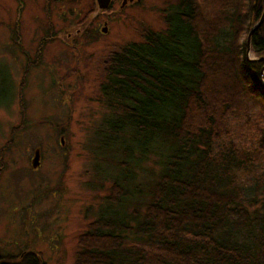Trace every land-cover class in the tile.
<instances>
[{
    "label": "trees",
    "instance_id": "16d2710c",
    "mask_svg": "<svg viewBox=\"0 0 264 264\" xmlns=\"http://www.w3.org/2000/svg\"><path fill=\"white\" fill-rule=\"evenodd\" d=\"M263 9L264 0H169L163 27L110 53L92 183L106 181L107 191L74 264H264V162L249 174L258 160L215 129L206 88L211 68L213 78L230 70L235 84L261 100L247 122L264 154V59L248 58L247 35L240 38ZM250 51L264 55V20L250 35ZM0 73L1 99L13 89L6 69ZM193 109L208 121H187ZM0 264L45 261L23 246L0 253Z\"/></svg>",
    "mask_w": 264,
    "mask_h": 264
},
{
    "label": "rangeland",
    "instance_id": "374dc122",
    "mask_svg": "<svg viewBox=\"0 0 264 264\" xmlns=\"http://www.w3.org/2000/svg\"><path fill=\"white\" fill-rule=\"evenodd\" d=\"M168 1L110 0L99 7L96 0H0V69L13 89L0 99V253L25 246L45 264H74L108 185L92 184L98 182L93 148L107 110L100 92L105 65L125 42L164 26ZM246 35L242 29L241 40ZM213 68L207 115L240 152L256 156L258 167L248 169L256 174L264 154L247 114L258 113L262 102L235 84L230 70L217 68L213 78ZM207 115L193 109L187 121L207 122Z\"/></svg>",
    "mask_w": 264,
    "mask_h": 264
},
{
    "label": "water",
    "instance_id": "95a60500",
    "mask_svg": "<svg viewBox=\"0 0 264 264\" xmlns=\"http://www.w3.org/2000/svg\"><path fill=\"white\" fill-rule=\"evenodd\" d=\"M97 3H98V6L99 7H107L110 3V0H96ZM126 0H122V3H125ZM264 19V9L262 11V14L260 16V18L257 20V22H255L254 25L251 26V28L249 29L248 31V34H247V50H246V54H247V57L248 58H251V59H264V55H260V56H251L250 55V35L252 33V31L254 30V28H256L259 23ZM103 29L105 30L106 28L103 27ZM262 69H264V65L262 66ZM262 81V84L264 85V71H263V79L261 80ZM38 155H39V151L38 149L35 150V154H34V157H33V160H32V164L33 165H37L38 164Z\"/></svg>",
    "mask_w": 264,
    "mask_h": 264
}]
</instances>
